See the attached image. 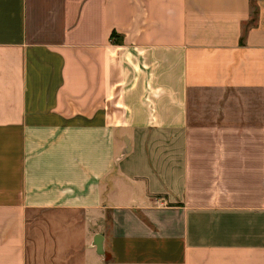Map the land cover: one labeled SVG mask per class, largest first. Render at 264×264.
Returning a JSON list of instances; mask_svg holds the SVG:
<instances>
[{
  "label": "crops",
  "instance_id": "1",
  "mask_svg": "<svg viewBox=\"0 0 264 264\" xmlns=\"http://www.w3.org/2000/svg\"><path fill=\"white\" fill-rule=\"evenodd\" d=\"M0 264H264V0H0Z\"/></svg>",
  "mask_w": 264,
  "mask_h": 264
},
{
  "label": "water",
  "instance_id": "2",
  "mask_svg": "<svg viewBox=\"0 0 264 264\" xmlns=\"http://www.w3.org/2000/svg\"><path fill=\"white\" fill-rule=\"evenodd\" d=\"M101 238H102L101 236H98L97 237V246H98L99 250L102 249V243H101V241L98 242V240H101Z\"/></svg>",
  "mask_w": 264,
  "mask_h": 264
}]
</instances>
